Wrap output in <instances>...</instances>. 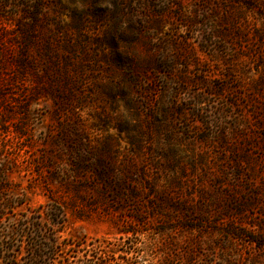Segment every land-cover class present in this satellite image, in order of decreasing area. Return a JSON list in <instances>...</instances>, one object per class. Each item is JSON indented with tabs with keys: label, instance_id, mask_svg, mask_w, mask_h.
<instances>
[{
	"label": "rangeland",
	"instance_id": "obj_1",
	"mask_svg": "<svg viewBox=\"0 0 264 264\" xmlns=\"http://www.w3.org/2000/svg\"><path fill=\"white\" fill-rule=\"evenodd\" d=\"M7 5L0 264H264V0Z\"/></svg>",
	"mask_w": 264,
	"mask_h": 264
},
{
	"label": "trees",
	"instance_id": "obj_2",
	"mask_svg": "<svg viewBox=\"0 0 264 264\" xmlns=\"http://www.w3.org/2000/svg\"><path fill=\"white\" fill-rule=\"evenodd\" d=\"M7 2H8V0H0V8L4 9L5 5L8 6ZM0 20H3V22H4V20H8V18L5 15H2V16H0ZM3 22H0V45L2 44L1 42H3L2 41V36L5 34ZM21 33L24 34V35H27V32H25L23 29H21ZM8 53H9V51H8L7 47L4 48L3 45H2V47H0V56H1L0 64H1L2 67H5V66L9 65V59H8L9 57H7Z\"/></svg>",
	"mask_w": 264,
	"mask_h": 264
}]
</instances>
